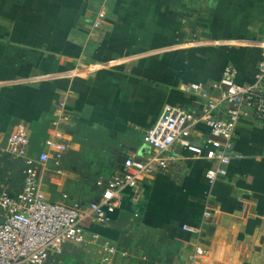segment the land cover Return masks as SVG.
I'll return each mask as SVG.
<instances>
[{"label":"crops","instance_id":"0c3cea01","mask_svg":"<svg viewBox=\"0 0 264 264\" xmlns=\"http://www.w3.org/2000/svg\"><path fill=\"white\" fill-rule=\"evenodd\" d=\"M263 57L264 0H0V193L24 188V159L6 150L23 126L32 157L49 139L67 146L35 163L48 201H100L126 159L153 154L145 134L165 105L200 115L204 101L187 86L216 97L227 68L251 84ZM208 135L199 124L190 140ZM171 154L166 170L125 190L109 224L87 221L88 242L46 264H264V123L240 120L213 185L209 160L180 145ZM105 242L116 249L108 262Z\"/></svg>","mask_w":264,"mask_h":264},{"label":"built area","instance_id":"2783aa9c","mask_svg":"<svg viewBox=\"0 0 264 264\" xmlns=\"http://www.w3.org/2000/svg\"><path fill=\"white\" fill-rule=\"evenodd\" d=\"M234 76L233 69L225 70L221 91L216 97L204 91L200 84L186 87L187 92L201 95L204 109L200 115L181 106L165 105L154 126L145 134V142L153 149V154L145 160L126 159L121 172L107 180L101 200L85 208L48 201L35 166L49 160V151L55 152L58 161L67 146L49 139L45 143L48 151L32 157L28 150V131L19 127L9 137L6 150L24 159L25 183L16 197L0 193V264H46L50 252L61 253L66 243H87L86 222L109 224L112 214L121 207L125 190H137L143 177L166 170L177 159V154H171L176 145L194 158H205L212 163L205 174L210 185L225 177L240 120L252 115L264 123V57L253 83L239 84ZM220 110L224 111V117L218 115ZM199 124L208 128L209 135L202 145H195L190 137ZM183 228L198 232L188 226ZM92 238L98 240L99 235L93 234ZM102 250L105 262L116 253L109 242L102 244ZM196 254L203 256L205 251L198 248Z\"/></svg>","mask_w":264,"mask_h":264},{"label":"rangeland","instance_id":"374dc122","mask_svg":"<svg viewBox=\"0 0 264 264\" xmlns=\"http://www.w3.org/2000/svg\"><path fill=\"white\" fill-rule=\"evenodd\" d=\"M2 160H5V162L7 161V157L3 158Z\"/></svg>","mask_w":264,"mask_h":264}]
</instances>
